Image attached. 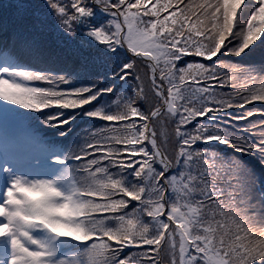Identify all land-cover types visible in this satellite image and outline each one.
Returning <instances> with one entry per match:
<instances>
[{"label": "snow or ice", "instance_id": "obj_1", "mask_svg": "<svg viewBox=\"0 0 264 264\" xmlns=\"http://www.w3.org/2000/svg\"><path fill=\"white\" fill-rule=\"evenodd\" d=\"M257 48L264 0H0V264H264Z\"/></svg>", "mask_w": 264, "mask_h": 264}, {"label": "trees", "instance_id": "obj_2", "mask_svg": "<svg viewBox=\"0 0 264 264\" xmlns=\"http://www.w3.org/2000/svg\"><path fill=\"white\" fill-rule=\"evenodd\" d=\"M264 57V53L261 52L260 49H256L254 53L250 54L249 56H246L244 57L243 59H240V58H237V57H231V56H226V60L228 61H231V62H235V63H240V64H244V63H257L258 61H261V58ZM237 58V59H236ZM90 106H85V110H87ZM246 108H254V109H264V104H261L259 102H256L252 105H248L246 106ZM77 112L81 111L80 109H77L75 110ZM233 113H236V114H240L242 111V109H232L231 110ZM261 120H264V116H261L259 114L253 116L250 118V121H261ZM103 123V122H94V121H91L89 120V118L87 117H81L79 118L77 121H76V124L74 125V127L76 128H85V127H88L90 125H94L96 127H99L100 124ZM249 121H233L231 123V128L236 131L238 128H241L243 127L244 125L248 124ZM49 135L51 133H48ZM242 135H249V138L250 139H253V141H255L257 139L256 136H252L250 135L249 133H240ZM219 148L223 151H226V152H231L232 149L228 148V147H221V145L219 146ZM248 162L250 164H252L253 166H255L257 168V171L259 172L260 169H259V166L256 164L254 158L252 157H248ZM127 251V250H126Z\"/></svg>", "mask_w": 264, "mask_h": 264}, {"label": "rangeland", "instance_id": "obj_3", "mask_svg": "<svg viewBox=\"0 0 264 264\" xmlns=\"http://www.w3.org/2000/svg\"><path fill=\"white\" fill-rule=\"evenodd\" d=\"M4 2H6V0H4ZM221 58L224 59L225 61H228V60H226V56H222ZM186 59H192V58L189 57V58H186ZM236 59H237V58H236ZM262 59H264V57L261 58V60H262ZM258 62H259V61H258ZM62 87H63V86H62ZM213 146L216 147V145H213ZM221 147L223 148V147H225V146L221 145Z\"/></svg>", "mask_w": 264, "mask_h": 264}]
</instances>
